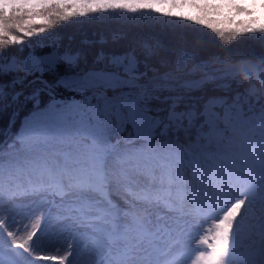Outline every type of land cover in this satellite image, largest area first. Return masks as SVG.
Wrapping results in <instances>:
<instances>
[{
    "label": "snow or ice",
    "instance_id": "1",
    "mask_svg": "<svg viewBox=\"0 0 264 264\" xmlns=\"http://www.w3.org/2000/svg\"><path fill=\"white\" fill-rule=\"evenodd\" d=\"M246 3L0 0V264H264Z\"/></svg>",
    "mask_w": 264,
    "mask_h": 264
},
{
    "label": "trees",
    "instance_id": "2",
    "mask_svg": "<svg viewBox=\"0 0 264 264\" xmlns=\"http://www.w3.org/2000/svg\"><path fill=\"white\" fill-rule=\"evenodd\" d=\"M159 15V14H158ZM163 18V17H161ZM103 19V14L100 15V17L98 18V20H102ZM91 18H85V22L87 23L88 21H90ZM98 22V21H97ZM190 24H192L194 27H203L201 26H196L194 25V22H189ZM67 27H61V34L65 37L63 43L65 45L68 44V40L67 37L70 35H75L76 36V40L74 42V47L79 46L81 40L83 39L82 35L77 32V28L79 27V21H77L75 24L72 21L67 22ZM223 26V25H220ZM115 35H119V33H116ZM88 36L91 37V32L88 33Z\"/></svg>",
    "mask_w": 264,
    "mask_h": 264
},
{
    "label": "rangeland",
    "instance_id": "3",
    "mask_svg": "<svg viewBox=\"0 0 264 264\" xmlns=\"http://www.w3.org/2000/svg\"><path fill=\"white\" fill-rule=\"evenodd\" d=\"M247 4H251V0H247L246 6H247ZM253 11H255L257 13L256 18H257L258 21H260V16L264 15V12H262L258 7L254 8ZM238 19L247 20L248 18L245 17V16H240V17H238ZM260 22H264V21H260Z\"/></svg>",
    "mask_w": 264,
    "mask_h": 264
}]
</instances>
